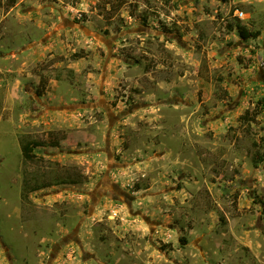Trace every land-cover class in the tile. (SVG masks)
I'll return each mask as SVG.
<instances>
[{"label":"rangeland","instance_id":"obj_1","mask_svg":"<svg viewBox=\"0 0 264 264\" xmlns=\"http://www.w3.org/2000/svg\"><path fill=\"white\" fill-rule=\"evenodd\" d=\"M258 154L264 0H0V264H264Z\"/></svg>","mask_w":264,"mask_h":264},{"label":"trees","instance_id":"obj_2","mask_svg":"<svg viewBox=\"0 0 264 264\" xmlns=\"http://www.w3.org/2000/svg\"><path fill=\"white\" fill-rule=\"evenodd\" d=\"M223 1H227V0H223ZM233 27H235L238 31V34L239 36L244 39V40H249V39H257L259 38V36L261 35V33L259 31H250L248 30L245 26H242L238 23H236ZM39 146L38 143L36 142H28V143H25L22 147V152H23V157H24V160L25 161H28L32 158V153H33V150L35 148H37ZM264 161V155H257V164H261L263 163ZM72 184H77L79 182L77 181H73L71 182ZM43 189L42 186L40 185H35L33 188H30V191H38V190H41ZM30 191H28V193L25 194V197L27 198L28 195L31 193Z\"/></svg>","mask_w":264,"mask_h":264},{"label":"built area","instance_id":"obj_3","mask_svg":"<svg viewBox=\"0 0 264 264\" xmlns=\"http://www.w3.org/2000/svg\"><path fill=\"white\" fill-rule=\"evenodd\" d=\"M238 15H239L240 17H242V16H243V13H240V14L238 13Z\"/></svg>","mask_w":264,"mask_h":264}]
</instances>
